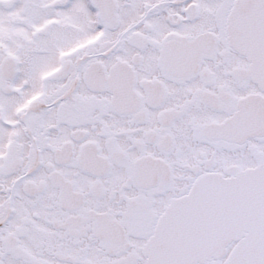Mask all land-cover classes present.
<instances>
[{"label": "snow or ice", "instance_id": "obj_1", "mask_svg": "<svg viewBox=\"0 0 264 264\" xmlns=\"http://www.w3.org/2000/svg\"><path fill=\"white\" fill-rule=\"evenodd\" d=\"M0 264H264V0H0Z\"/></svg>", "mask_w": 264, "mask_h": 264}]
</instances>
